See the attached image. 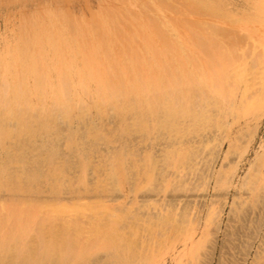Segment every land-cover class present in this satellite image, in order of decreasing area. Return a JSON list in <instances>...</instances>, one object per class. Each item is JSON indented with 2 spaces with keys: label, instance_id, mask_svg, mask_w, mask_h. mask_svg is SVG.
Here are the masks:
<instances>
[{
  "label": "bare ground",
  "instance_id": "6f19581e",
  "mask_svg": "<svg viewBox=\"0 0 264 264\" xmlns=\"http://www.w3.org/2000/svg\"><path fill=\"white\" fill-rule=\"evenodd\" d=\"M77 1H5L22 14L6 13L0 35V264H152L146 244L174 242L195 256L221 204L201 223L166 192L194 180L207 189L206 158L226 141L231 165L214 189L233 187L230 150L250 128L230 131L242 113H264V50L235 25L264 20V0H247L243 18L206 0H87L75 11ZM150 142L159 156L138 148ZM257 159L236 187L235 218L264 204ZM143 191L158 200L137 205Z\"/></svg>",
  "mask_w": 264,
  "mask_h": 264
},
{
  "label": "rangeland",
  "instance_id": "374dc122",
  "mask_svg": "<svg viewBox=\"0 0 264 264\" xmlns=\"http://www.w3.org/2000/svg\"><path fill=\"white\" fill-rule=\"evenodd\" d=\"M5 1L6 0H0V16H1L0 27L2 30L0 35L4 34L3 20H5L8 16L6 13L8 12L18 13L17 14L18 18L20 16L19 13L22 14V11L18 12L22 10L21 7H18L17 9L13 8V10L6 9ZM86 1L87 0L77 1L75 3V11H79L83 6V2L86 3ZM206 1L221 3L228 10H234L235 12L238 11L240 15L239 17L241 18L244 17L242 14L243 12L253 11V9L250 6H248L247 0H206ZM90 3L94 7H96L97 0H90ZM27 10L30 11V9ZM27 10L25 12L28 13L29 11ZM180 18L186 19L187 21L189 20L194 21L198 17L193 19L192 16L182 17V15H180ZM235 27L237 29V33L240 36L253 37L255 39V42L258 43L259 49L261 51L264 50V20L259 19L258 21L252 23H246L245 21L244 23L241 24V27H239L238 24H236ZM251 28H257L258 33L256 34L248 33V30ZM251 46L253 47V44H250L249 42L248 45L244 44L242 49L247 48V50H249ZM253 48L250 50H253ZM246 111H248V109ZM245 113L246 112L240 115L239 117L240 121L237 124H235L232 130L230 131V133L232 134L233 133L232 131H236L238 129H242V128L246 129L247 127L251 129V130L248 129L247 131L248 133L243 132L244 135L242 133L241 138H239L241 135H237L236 139L239 138L240 142L242 143L241 144L235 143L234 146L237 145L236 146L237 148L232 147L230 150V151L233 150L232 153H235L234 151L238 149L235 154L230 156V163L236 164V173L234 176L233 187L230 188L229 190H221V191H217L214 189L216 183V181L214 180L215 174L218 171H220L222 168L231 165L229 164V162H224L225 155L229 150V144H228L229 141H226L223 143L221 147H215L216 150L214 151V158H209V157L206 158L209 162H211V167L213 170V176H210L211 178L210 185L208 186L207 189H203L205 188L203 186L204 184L202 183L203 180L201 182L199 178L200 181H198L197 183L200 182V186L198 184L200 188L198 189H197L198 186L195 187L197 183L194 180L196 184L194 182L191 183H194L195 186H193L190 183L186 186L187 188L182 189L183 191L174 190V188H170L166 192L168 195H171L169 198L168 206H170L172 210H174L175 206L177 205L179 211L177 209L176 213L182 214L183 213L182 210L184 209V207L188 206L189 211L188 213L185 214V216H188L189 220L193 218V221H197V217L200 214L201 223L207 221L206 218H208L209 216V210L211 209V207L214 204L216 205L217 203L220 202L219 205L221 204L222 209L217 204V206L219 207L218 217L216 219H212V221L209 223L207 228V232H209L210 234V240L209 241L205 240L206 242L201 241L204 240L200 236L201 232H199L196 235L197 242L200 241L201 244L197 243V245L193 248V249H198L199 251L198 253L195 254V256H193L190 252L191 245H189V247L185 249L184 243L174 242L165 245L146 244L148 248L151 247L156 252L155 254H153L152 264H264V221H262L264 220L263 217L264 204H260L262 203L261 201V202H257L255 206L245 205L237 218H235L233 215V213L235 212H232L234 211L232 210L234 209L233 203L234 201L238 200V198H236V194H238L236 187H238L241 184V181L248 175V172L251 171V169L257 170L259 166L260 168L263 166L260 165V161L257 159V157L262 156V154L264 155V113H261L260 108L258 109V107L256 108V110H251L248 113V115H244ZM253 129H254V133L252 134L250 132ZM207 135L212 136L214 134L209 133ZM211 136L209 137L211 138ZM203 138H201L200 141ZM135 140L137 142V138ZM115 148L119 149L120 144H116ZM138 148H140V150L149 148L152 152L156 153L158 156L163 152L162 146L161 145L159 146L154 142H150L146 146H139ZM106 150H108V148L104 149L103 151ZM242 150L244 152V156L242 158H239V155L237 154L238 153L243 154ZM202 160L203 159L201 158L200 161ZM261 161L262 164H264V160L261 159ZM197 163L201 164L199 168L206 170L203 162H197ZM201 169H200V174H202ZM184 174L185 173H183V175ZM187 179L189 180V177H187ZM195 179L198 180V178ZM194 188H196V190ZM130 190H131V185L130 183H128L124 185L121 192L115 193L114 196L120 197L118 202L121 203L123 201L122 196L125 193H128V191ZM185 190L188 191L184 192ZM144 195H149V197L145 198L143 197ZM139 196L140 197L138 199V202H136L137 205H143V203L147 201L151 202L158 200L153 198L155 197V194L151 192L146 193L143 191L142 193L139 194ZM175 196L178 198V201L176 203L172 201V198ZM64 197H66L65 199L68 200L67 199L68 197L66 195ZM237 197H240V195H237ZM248 198H249V194L243 195V200H247ZM260 218H261V223H259ZM204 219L205 221H203ZM129 223H130L129 226H133L131 222ZM35 229H36V223H32L29 226V231L30 233H32L33 236L37 235ZM143 231H144V227L143 225H141L140 236ZM145 234L147 235L148 232H145ZM60 240L61 237L59 238V241L57 243L58 247L61 246ZM139 243L140 242H138V244ZM260 255L263 257H261ZM98 258H100V256H98Z\"/></svg>",
  "mask_w": 264,
  "mask_h": 264
}]
</instances>
